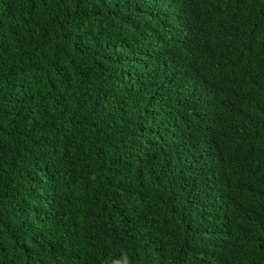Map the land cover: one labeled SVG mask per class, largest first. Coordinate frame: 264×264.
Masks as SVG:
<instances>
[{"label": "trees", "instance_id": "trees-1", "mask_svg": "<svg viewBox=\"0 0 264 264\" xmlns=\"http://www.w3.org/2000/svg\"><path fill=\"white\" fill-rule=\"evenodd\" d=\"M0 264H264V0H0Z\"/></svg>", "mask_w": 264, "mask_h": 264}]
</instances>
